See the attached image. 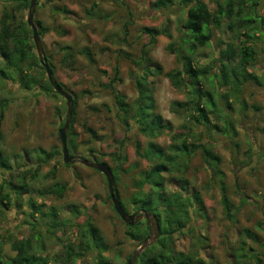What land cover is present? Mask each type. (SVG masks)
Instances as JSON below:
<instances>
[{
    "label": "rangeland",
    "instance_id": "1",
    "mask_svg": "<svg viewBox=\"0 0 264 264\" xmlns=\"http://www.w3.org/2000/svg\"><path fill=\"white\" fill-rule=\"evenodd\" d=\"M6 4H9L6 0H0V18ZM56 6L66 8L69 13L55 11ZM28 10L18 13L25 21ZM177 20L176 9L159 11L154 0H37L34 22L37 28L41 21L49 29L41 38L45 56L55 65V77L77 99L73 129L77 133L78 148H71L70 153L91 161H95L93 156L96 155L99 162L112 168L117 167V162L111 158L113 153L126 155L128 161L122 165L119 162L123 170L116 184L121 201L129 211L134 209L129 202L134 191L132 179L151 165L150 160L136 154L135 145L139 141L145 147L149 139L135 127L128 130L116 117L114 94L105 84L115 79L117 67L121 80H114L116 90L132 102L138 95L133 74L139 72L132 59L139 58L142 45L148 42L142 29L170 26L173 39L161 35L151 49L152 59L161 65L163 73L151 77L150 81L155 86L157 112L173 125L175 132L181 131L185 117L173 113L171 103L185 100V92L175 89L166 77V73L180 66L176 54L167 49V45L179 36ZM125 26L128 30L124 36ZM218 33L225 41L231 40L227 21ZM124 37L126 42L122 40ZM64 45L72 46V64L62 61L60 49ZM85 47L93 53L94 62L77 53ZM35 52L37 54L36 49ZM216 54L215 40H212L210 45L198 50L196 59L207 66ZM3 66L0 57V67ZM33 70L36 74L43 72L36 66ZM249 70L257 75L264 72V54ZM45 76L46 71L42 74L44 83ZM223 91L226 88H217V92ZM0 99L7 102L0 118V154L10 164V169H0V196L9 195L0 202V256L7 264H12L16 253L11 243L29 240L31 253L49 264H94L90 255L77 261H65L67 246L73 244L77 248L79 244L77 225L90 216L109 245L105 255L115 264H126L139 246L126 235L127 224L114 209L105 175L80 163L67 167L63 161L59 129L66 117L65 98L47 93L40 86L29 89L20 81L0 77ZM241 99L247 108L243 113L240 105L234 104L232 118L236 135L225 136L207 127L193 132L201 134V142L221 156L229 194L238 208L236 221L225 217L219 187L213 182L212 171L198 150L186 176L191 181L190 189L201 191L207 214L205 217L193 214L194 232L179 235L176 247L197 250L208 264H232L243 229L257 235L258 241L250 240L249 246L264 264V85L247 82ZM58 112L64 118L59 117ZM228 112H231L229 108ZM88 127L98 138L87 133ZM171 136V133L163 134L154 141L167 147ZM41 149L52 155L41 163L33 178L39 155L44 156ZM22 183L26 184L27 191L21 189ZM56 184L66 186L62 195L50 192ZM31 201L42 206L40 212L32 208ZM74 206L79 210L77 214L72 212ZM53 210L57 218L50 216ZM54 221L60 226L54 228Z\"/></svg>",
    "mask_w": 264,
    "mask_h": 264
},
{
    "label": "trees",
    "instance_id": "2",
    "mask_svg": "<svg viewBox=\"0 0 264 264\" xmlns=\"http://www.w3.org/2000/svg\"><path fill=\"white\" fill-rule=\"evenodd\" d=\"M6 1L9 4H6L0 18V57L5 64L0 67V77L15 82L20 81L29 89L40 86L47 93L61 96L55 91L47 76H45L46 83L42 80L45 68L35 52L32 29L27 21L18 15L19 12L29 9L31 0ZM154 5L159 11L176 9L178 13L179 36L176 41L167 45V49L176 54L180 66L166 73V77L175 89L185 92V100H175L171 103L172 112L185 117L186 122L181 131L175 132L173 125L167 123L161 113L157 112L155 86L150 81L151 77L163 73L161 65L152 59L151 49L156 46L161 35L173 39L170 26L142 29V33L148 37V42L142 45L139 58L132 59L139 70L133 74L138 95L132 102L127 100L126 95L116 90L114 80H121L117 67H115V79L105 84V87L114 94L116 117L129 128L128 130L135 127L140 134L149 139L145 147L139 141L135 145L136 154L150 160L151 165L147 169L140 170L132 179L131 186L134 191L129 197V202L134 209L153 213L160 229L158 239L140 254L134 264H208L206 259L199 256L197 250L185 251L176 247L179 235L194 232L193 214L200 217H205L207 214L201 191L191 190V181L186 176L191 159L198 150L201 151L203 161L212 171L213 182L219 187L225 217L236 221L238 208L229 194L225 181L226 173L221 168V156L211 146L201 142V134H193V132L197 128L207 127L225 136L229 133L236 135L232 112L235 111L236 103L240 105L243 113L246 111L247 105L241 99L244 85L247 82L264 85V72L257 75L249 70L254 66L255 60L264 54V0H210L209 2L208 0H154ZM55 11L69 13L66 8L58 6L55 7ZM225 21L228 22V29L231 32L230 41H225L218 33ZM38 24V34L43 38L49 29L41 21H38ZM127 30L125 26L124 36L127 35ZM122 40L126 42V37ZM212 40H215L217 54L210 65L203 66L196 59L198 50L210 45ZM60 50L64 64H72L74 56L72 46L64 45ZM77 53L84 55L91 62L95 61L88 47L79 49ZM126 54L130 56L129 53ZM46 60L56 75L52 59L46 58ZM35 66L43 72L34 73ZM60 83L65 88V85ZM217 88H226V91L220 93L217 92ZM6 107V100L0 99V118ZM228 108L231 112H228ZM76 110L77 99L74 98V113L68 131L69 149L78 148L77 133L73 129ZM58 115L64 118L60 112ZM86 131L94 138H98L91 128H86ZM168 133L172 136L171 143L167 147L154 141L157 137ZM192 134L194 137H191ZM123 142L120 141L121 146ZM91 152L95 153L94 150ZM42 153L44 156L39 155V165L35 169L33 178L37 176L41 163L52 155L44 150ZM111 156L112 160L117 162V167L112 168L106 164L113 171L118 184L120 170H123L120 165L126 163L128 157L122 152L113 153ZM93 159L96 162L100 161L96 155ZM3 167L10 169V164L9 160L0 154V169ZM52 174L54 175L55 171ZM21 189L28 190L25 183H22ZM65 190V185L56 184V188L51 189L50 192L62 195ZM8 198V194L1 195L0 202ZM122 204L128 212L126 205L123 202ZM30 205L37 212L41 211V205L32 201ZM72 212L77 214L79 210L74 206ZM49 214L54 218L58 217L55 210ZM52 226L58 227L60 223L54 221ZM77 227L79 244L77 248L73 244L67 246L65 261H77L81 257L90 255L94 259V264H115L105 255L109 245L90 216H87ZM149 231L148 222L143 220L133 226L127 225L126 235L140 246L148 237ZM241 234L243 237L233 254L232 264H261L258 253H252L254 249L249 246L250 240L258 241L257 235L249 229H243ZM11 247L16 253L11 260L12 264H49L46 259L31 253L32 246L29 240L13 241ZM0 264H7L1 256Z\"/></svg>",
    "mask_w": 264,
    "mask_h": 264
},
{
    "label": "water",
    "instance_id": "3",
    "mask_svg": "<svg viewBox=\"0 0 264 264\" xmlns=\"http://www.w3.org/2000/svg\"><path fill=\"white\" fill-rule=\"evenodd\" d=\"M37 6V0L30 1V7L28 10L27 24L32 29V37L36 47L37 55L41 64L44 66L48 80L54 87L55 91H57L62 97L66 100V117L63 126L59 129V139L61 142V149L63 154V161L65 164L70 163H80L87 167L93 168L102 174L105 175L108 183L109 196L112 200L113 206L119 217L122 221H124L127 225L133 226L137 221L145 219L149 225V235L144 239L142 244L132 253V255L127 260L126 264H134L140 254L151 244H153L159 237V229L160 225L156 218V216L147 211L141 210L135 213H128L125 207L122 204L121 197L117 188L116 180L113 174V171L105 162H95L86 158L79 157L77 155H73L70 153V149L68 147V131L70 129V125L73 118L74 113V97L71 92L67 91L61 83L55 77V72L49 63L46 60L45 50L42 43V39L38 34V28L34 22V14Z\"/></svg>",
    "mask_w": 264,
    "mask_h": 264
},
{
    "label": "flooded vegetation",
    "instance_id": "4",
    "mask_svg": "<svg viewBox=\"0 0 264 264\" xmlns=\"http://www.w3.org/2000/svg\"><path fill=\"white\" fill-rule=\"evenodd\" d=\"M74 164H76V163H70V164H66V165H68V167H70V166H72V165H74ZM137 211H140L141 212V209H133L132 211H129L128 210V213H130V214H132V213H135V212H137ZM142 220H145V219H142ZM142 220H139V221H142ZM138 222V221H137Z\"/></svg>",
    "mask_w": 264,
    "mask_h": 264
}]
</instances>
